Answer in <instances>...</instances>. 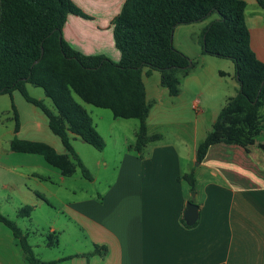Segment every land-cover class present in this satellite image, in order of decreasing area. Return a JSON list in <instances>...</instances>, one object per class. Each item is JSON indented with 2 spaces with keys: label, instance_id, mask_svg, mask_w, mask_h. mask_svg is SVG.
I'll use <instances>...</instances> for the list:
<instances>
[{
  "label": "crops",
  "instance_id": "obj_1",
  "mask_svg": "<svg viewBox=\"0 0 264 264\" xmlns=\"http://www.w3.org/2000/svg\"><path fill=\"white\" fill-rule=\"evenodd\" d=\"M244 1L250 47L264 61V7L256 0ZM72 2L84 15H67L63 39L81 53L103 54L117 61L111 21L124 0ZM30 85L25 84L27 93ZM8 95L17 109L18 130L13 136L43 141L63 152L43 111L29 102L31 107L24 105L17 90ZM34 98L44 104L48 97L43 92ZM147 133L159 138L147 142L140 152L133 149L134 140L124 135L125 151H118V161L94 158V164L104 168L96 173L90 172L73 148L91 179L80 173L76 180H69L70 176H63L39 154L13 152L9 146L0 150V178L5 172L23 182L15 185L19 197L15 224L34 256L46 264H264V152L258 143L248 148L233 142L213 143L192 168L200 142L193 139L191 146L162 143L159 133L148 129ZM71 139L77 140L70 133ZM103 141L99 152L106 147ZM109 162L114 164L111 171ZM189 173L193 189L181 178ZM85 184L94 188L87 191ZM188 201L198 210L191 225L181 221ZM26 204L32 206L29 215L18 216V208ZM49 235L56 237L55 244L47 243ZM0 264H27L18 239L1 221Z\"/></svg>",
  "mask_w": 264,
  "mask_h": 264
},
{
  "label": "trees",
  "instance_id": "obj_2",
  "mask_svg": "<svg viewBox=\"0 0 264 264\" xmlns=\"http://www.w3.org/2000/svg\"><path fill=\"white\" fill-rule=\"evenodd\" d=\"M256 2L264 7V0ZM245 6L244 0H124L111 21L119 52L114 61L103 54L81 53L63 39L67 15H84L72 0H0V95L17 90L27 102L39 107L64 151L57 152L43 141L16 136L11 138L9 149L39 154L63 176H71L78 167L83 177L91 179L72 147L70 133L96 150L103 149L104 141L90 115L74 99L75 94L86 103L109 109L114 118L138 119L132 147L140 152L147 142L159 138L158 134L147 133L150 104L145 98L143 68H147L146 74L158 70L160 85L169 95H177L179 74L187 75L192 63L173 47L172 31L178 24L204 20L213 12L218 16L202 31V50L233 62L239 88L198 144L195 160L200 162L208 147L219 141L245 148L255 145V138L264 128V61L250 47ZM27 82L42 88L56 113L27 93ZM14 119L17 132L16 112ZM257 146L264 152V139ZM181 178L193 189L191 173ZM31 209V205H24L17 215L26 217ZM0 221L18 239L27 264H46L34 256L26 236L12 220L0 213ZM55 238L49 235L47 243L55 244Z\"/></svg>",
  "mask_w": 264,
  "mask_h": 264
},
{
  "label": "rangeland",
  "instance_id": "obj_3",
  "mask_svg": "<svg viewBox=\"0 0 264 264\" xmlns=\"http://www.w3.org/2000/svg\"><path fill=\"white\" fill-rule=\"evenodd\" d=\"M217 16V13L213 12L202 23L178 24L174 27L171 36L172 45L175 49L186 52L192 63L187 75L179 74V92L177 95H169L167 89L160 85L158 70H151L149 74H146V67L142 70V79L147 94L146 101L150 104L148 120L146 119L147 129L149 133H159L162 143L178 145L184 142L191 146L193 139L197 143L201 142L207 131L211 129L221 108L229 98L234 97L238 92L239 84L235 76L233 62L229 58L209 54L202 50L203 28ZM28 93L35 97V95L43 93V90L40 87L30 85ZM20 97L24 105L31 107V104L26 102L21 95ZM73 97L90 115L96 129L106 143L104 150L99 152L100 150H96L78 136H76L77 140L71 139L73 148L80 153L81 158L88 164L90 172L96 173V170L104 168L99 163L94 164L96 163L93 162L94 158L97 160L105 158L109 161L114 157L118 161V151L120 150L122 153L125 151L124 135L130 138V141L134 140L133 133L139 122L136 118H114L109 109L86 103L75 94ZM46 99L45 106L56 113L51 100ZM11 104L16 109L15 101L11 103L8 94L0 96V150L8 148L9 141L14 134L15 113ZM17 108L22 110L19 103ZM263 139L264 128L255 138V143H261ZM196 162L192 161V168L196 167ZM112 166L114 164L109 162L108 171H111ZM80 173V168L77 167L76 172L69 177V180H76L77 177H80ZM21 183H23L21 179L15 177L14 174L5 172L1 174L0 213L14 223L16 219L15 202L19 198L15 193V185H21ZM102 185L103 183L99 182L98 186L102 187ZM21 187L25 189L24 186ZM85 188L90 191L94 187L93 184H85ZM66 194L64 193V195ZM192 194L193 192L190 193L193 200ZM42 218L45 221L44 217ZM23 219L27 224L28 219ZM43 225L40 224V227ZM29 236L32 235L29 234ZM35 237L36 241L39 240L38 233L35 234ZM46 241L48 242V239ZM40 249V246L35 248L34 253Z\"/></svg>",
  "mask_w": 264,
  "mask_h": 264
},
{
  "label": "water",
  "instance_id": "obj_4",
  "mask_svg": "<svg viewBox=\"0 0 264 264\" xmlns=\"http://www.w3.org/2000/svg\"><path fill=\"white\" fill-rule=\"evenodd\" d=\"M198 164V162H196ZM198 217L197 205L188 201L183 210V220L187 225L193 224Z\"/></svg>",
  "mask_w": 264,
  "mask_h": 264
}]
</instances>
